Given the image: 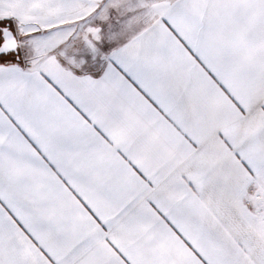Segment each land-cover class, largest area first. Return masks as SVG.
Listing matches in <instances>:
<instances>
[{"label":"snow or ice","instance_id":"6c2138e0","mask_svg":"<svg viewBox=\"0 0 264 264\" xmlns=\"http://www.w3.org/2000/svg\"><path fill=\"white\" fill-rule=\"evenodd\" d=\"M0 264H264V0H0Z\"/></svg>","mask_w":264,"mask_h":264}]
</instances>
